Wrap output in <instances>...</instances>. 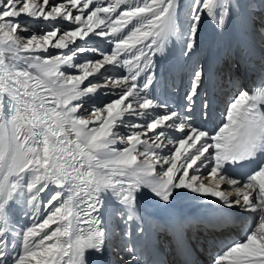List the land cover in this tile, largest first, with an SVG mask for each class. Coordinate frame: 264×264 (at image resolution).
Returning a JSON list of instances; mask_svg holds the SVG:
<instances>
[{
    "label": "snow or ice",
    "instance_id": "obj_1",
    "mask_svg": "<svg viewBox=\"0 0 264 264\" xmlns=\"http://www.w3.org/2000/svg\"><path fill=\"white\" fill-rule=\"evenodd\" d=\"M257 11L264 0H0V264H141L154 227L187 251L193 221L156 222L144 203L182 193L251 217L239 240L226 217L208 222L209 264H264V76L229 79L209 127L200 55L205 22L247 35ZM170 45L178 98L160 65Z\"/></svg>",
    "mask_w": 264,
    "mask_h": 264
},
{
    "label": "bare ground",
    "instance_id": "obj_2",
    "mask_svg": "<svg viewBox=\"0 0 264 264\" xmlns=\"http://www.w3.org/2000/svg\"><path fill=\"white\" fill-rule=\"evenodd\" d=\"M240 42H241V45L242 46H245V47H247L248 49H249V51L250 52H252V53H256L257 54V47L256 46H253V45H251V44H249V43H247V42H245V41H241L240 40ZM249 45H251V46H249ZM179 70H180V68H179ZM181 71V74L183 73V71L182 70H180ZM177 199H180L179 200V202L182 204V205H185V204H194V203H196L195 201L197 200V199H194L193 197H192V195H190V194H186V193H182L181 195H179V196H177L176 197ZM203 199V198H202ZM199 200H201V199H199ZM212 200H207V202H211ZM207 202H201V204H205V203H207ZM145 203V207L146 206H148V207H150L149 205H151V203H153V208H150V209H148V212H150V211H154L155 210V208H156V205L154 204V202L153 201H151L150 199H148V200H146V202H144ZM154 209V210H153ZM154 230H155V227H154ZM146 241V240H145ZM141 264H146L145 262H141Z\"/></svg>",
    "mask_w": 264,
    "mask_h": 264
},
{
    "label": "rangeland",
    "instance_id": "obj_3",
    "mask_svg": "<svg viewBox=\"0 0 264 264\" xmlns=\"http://www.w3.org/2000/svg\"><path fill=\"white\" fill-rule=\"evenodd\" d=\"M262 18V17H261ZM264 21V20H263ZM237 23H238V21H237ZM239 30L245 35V33H244V30H243V28H242V26H241V23L239 22ZM211 26H212V24H211V22H205L203 25H202V33H201V46H205V44H206V40L208 39V37H209V35H210V30H211ZM33 27L34 28H37V25H33ZM248 33V32H247ZM232 35V31H231V28L227 31V32H225L222 36L223 37H226V36H231ZM229 39V38H228ZM205 42V43H204ZM169 49H170V51L169 52H166L165 53V56H169V55H171L172 53H175L174 51H171V49H172V45H170L169 46ZM164 56V57H165ZM98 104L99 103H102L103 102V98H101L100 100H97L96 101Z\"/></svg>",
    "mask_w": 264,
    "mask_h": 264
}]
</instances>
